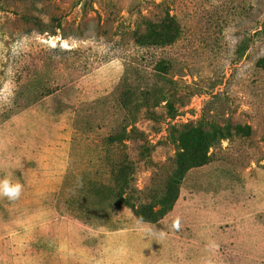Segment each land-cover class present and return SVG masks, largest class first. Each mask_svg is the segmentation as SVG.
Returning a JSON list of instances; mask_svg holds the SVG:
<instances>
[{
  "label": "rangeland",
  "instance_id": "1",
  "mask_svg": "<svg viewBox=\"0 0 264 264\" xmlns=\"http://www.w3.org/2000/svg\"><path fill=\"white\" fill-rule=\"evenodd\" d=\"M26 12L49 32H34ZM167 12L180 38L135 46L138 14ZM261 58L264 0H0V97H11L0 102V178L23 186L17 200L0 198V264H264ZM160 60L171 65L164 87L177 116L134 114L146 152L136 136L111 142L133 120L126 91L156 83ZM201 115L250 130L212 146L157 222L139 221L113 196L112 166L131 160L136 190L161 184L177 138Z\"/></svg>",
  "mask_w": 264,
  "mask_h": 264
},
{
  "label": "trees",
  "instance_id": "2",
  "mask_svg": "<svg viewBox=\"0 0 264 264\" xmlns=\"http://www.w3.org/2000/svg\"><path fill=\"white\" fill-rule=\"evenodd\" d=\"M21 18H24L27 24L32 25L34 32L38 34L49 32L48 25H45L40 17L34 13L26 12V14L21 15ZM133 26L129 34L135 46L142 49L169 47L181 35L178 22L168 12L156 21H152L146 15L138 14ZM59 27L60 23L57 21L56 29ZM246 50V41H241L236 49L237 56L242 57ZM263 61L264 58H261L257 63ZM170 68L171 65L168 61H158L153 68L154 76L157 78L156 83L141 90L129 89L126 91L123 108L129 115L133 116V120L129 125L130 129L127 131L126 128H123L120 133L110 138L111 142L115 140L123 142L136 136L142 141L139 145L140 151L146 152L148 151V145L144 134L134 126V114L142 112L144 118L150 120H159L163 116L173 119L177 116L178 110L175 103L177 100L171 98L172 95H169L164 87V83L168 82L166 75L169 73ZM33 90L37 96H35V101H39L44 96L42 94L44 92L43 88H33ZM162 103H164L165 115H159L155 111ZM179 105L184 106L185 103L181 102ZM243 130L248 131L250 129L248 127L243 129L240 126H220L214 122H208L205 120L204 115H201L195 126L186 128L185 132L177 138L181 150L172 159L173 165L169 168L161 184L157 185L153 182V185H147L143 190L134 189L135 166H132L134 163L131 160L124 159L120 163L114 164L110 171L113 196L122 206L128 207L139 221L157 222L172 209L178 197L179 184L187 171L207 164L210 159L209 149L212 146L222 140H228L234 133L239 134ZM147 163L149 166L156 168V164L152 161L148 160Z\"/></svg>",
  "mask_w": 264,
  "mask_h": 264
},
{
  "label": "clouds",
  "instance_id": "3",
  "mask_svg": "<svg viewBox=\"0 0 264 264\" xmlns=\"http://www.w3.org/2000/svg\"><path fill=\"white\" fill-rule=\"evenodd\" d=\"M0 102L10 103L11 97H0ZM22 190V184L18 180L13 179L12 173H8L5 177L0 178V198L15 201L21 196Z\"/></svg>",
  "mask_w": 264,
  "mask_h": 264
}]
</instances>
